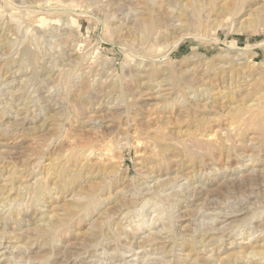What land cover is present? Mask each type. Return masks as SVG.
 <instances>
[{
    "label": "rangeland",
    "instance_id": "rangeland-1",
    "mask_svg": "<svg viewBox=\"0 0 264 264\" xmlns=\"http://www.w3.org/2000/svg\"><path fill=\"white\" fill-rule=\"evenodd\" d=\"M257 88L264 0H0V264H264V128L227 101Z\"/></svg>",
    "mask_w": 264,
    "mask_h": 264
},
{
    "label": "bare ground",
    "instance_id": "bare-ground-1",
    "mask_svg": "<svg viewBox=\"0 0 264 264\" xmlns=\"http://www.w3.org/2000/svg\"><path fill=\"white\" fill-rule=\"evenodd\" d=\"M195 1V0H194ZM178 18H179V16H177ZM176 17V18H177ZM263 18V16L262 15H257L256 16V20H261ZM180 19V18H179ZM178 19V20H179ZM177 21V20H176ZM180 21V20H179ZM184 23V22H183ZM7 51V50H6ZM72 53V52H71ZM70 53V54H71ZM26 54V56L27 57H29V58H32V56L30 55V53L29 52H26L25 53ZM250 54V53H249ZM24 56V55H23ZM25 56V57H26ZM247 56H248V54H247ZM77 57H80V56H77ZM236 57V56H235ZM234 57V58H235ZM23 59V58H22ZM33 59V58H32ZM66 59V58H65ZM74 59H75V57H74ZM78 59V58H77ZM229 59V58H228ZM246 58H245V56H244V53H243V56H242V54H240V56H238L237 57V59L235 58V59H233V57H232V59L231 60H229V62H228V60H226L227 61V63H229V65H231V68H230V70H229V68H228V70L229 71H232L233 70V68L234 69H236V68H240V66H238L239 64H241L242 63V61L240 62V60H245ZM252 59V56H250V60ZM26 60V59H25ZM28 60H30V59H28ZM13 62V61H12ZM4 63V62H3ZM73 63V62H72ZM8 65H9V63H8ZM220 65V64H219ZM4 66H6V65H4ZM224 66V65H223ZM228 67V66H227ZM230 67V66H229ZM3 68V67H2ZM6 68V67H5ZM226 70V69H225ZM227 70V71H228ZM171 71V70H170ZM239 71H241V70H239ZM169 72V71H168ZM238 72V71H237ZM179 73V72H178ZM219 73V72H218ZM236 73V72H235ZM167 74V73H166ZM169 74H170V72H169ZM172 74H173V70H172ZM171 74V75H172ZM222 74V76H223V73H221ZM220 74V75H221ZM230 74V73H229ZM229 74H227V75H229ZM234 74V73H233ZM170 75V76H171ZM226 75V74H225ZM235 75V79H237V80H235V81H238V77L236 76V75H238V74H234ZM240 75V74H239ZM241 75H242V73H241ZM240 75V76H241ZM33 76V75H32ZM32 76H31V78H32ZM232 77L233 75L232 74H230L229 75V77ZM258 76H260V75H258ZM228 77V78H229ZM237 77V78H236ZM241 77H243V79L241 80V82L242 81H247V80H249V79H246L245 77H247L246 75L245 76H241ZM249 77V76H248ZM152 78V77H151ZM173 78V77H172ZM171 78V79H172ZM182 78V77H181ZM224 78V77H223ZM175 79V78H174ZM173 79V80H174ZM177 79V78H176ZM39 80V79H38ZM186 80V79H185ZM229 80H230V78H229ZM233 80V79H232ZM175 81V80H174ZM222 81L224 82V79H222ZM249 81H251V80H249ZM178 82V81H177ZM231 82V81H230ZM229 82V83H230ZM248 82V81H247ZM175 83V82H174ZM179 83H180V80H179ZM228 83V84H229ZM240 83V82H239ZM250 83V82H249ZM181 84V83H180ZM189 84V83H188ZM227 84V85H228ZM232 84H233V82H232ZM235 84L237 85V82H235ZM179 85V84H178ZM187 85V84H186ZM176 86V85H175ZM193 86V85H192ZM232 86H234V85H232ZM188 87V86H187ZM191 87V86H190ZM190 87H189V90H190ZM194 88H196L195 86H194ZM202 88H205V86L204 87H202ZM210 88V87H209ZM227 88H230V87H227ZM232 88V87H231ZM234 88V87H233ZM171 89V88H170ZM187 89V88H186ZM197 89V88H196ZM211 89V88H210ZM258 89V88H257ZM256 89V90H257ZM193 90H195V89H192L190 92H192ZM203 90V89H202ZM204 90H207V88L206 89H204ZM232 90V89H231ZM260 89H258V91H259ZM173 91V90H172ZM181 91H183V90H181ZM196 91V90H195ZM198 91H199V89H198ZM193 92L194 93V95H192V96H189V95H184L183 96V101L185 102V104L187 105H190L191 103L192 104H194V103H198L197 101H199V100H202V99H211V102H215V100L217 99L215 96H213L212 94H210L209 92L211 91H209L208 92V90H207V92L205 93V94H203V93H201L200 94V92ZM233 91V90H232ZM253 92V90H250L249 91V93L250 92ZM262 90H260V92H258V97L257 98H255V100L256 99H260L261 98V100H258V101H255L254 102V100L252 101V102H247V101H245V97H244V95H242V97L241 98H237V95L239 94V93H237V95L235 96V95H233L234 94V92H230V91H228L229 93H228V95H227V101H229L230 103L231 102H233L234 103V101L235 102H237L236 103V112L234 111V113L236 114L237 113V115H240V114H242L243 115V113L244 112H249L250 113V115L252 116V121H254L255 122V124L256 125H258V126H261V128L263 129L264 128V100H262V98H264V90L261 92ZM184 92V91H183ZM203 92V91H202ZM166 93V92H165ZM168 93H169V91H168ZM171 93V92H170ZM231 93V94H230ZM245 93H246V91H245ZM245 93H243V94H245ZM248 93V92H247ZM257 93V92H256ZM184 94V93H183ZM78 95V94H77ZM81 95V94H80ZM118 95V94H117ZM167 95V94H166ZM82 96L84 97L85 95H83L82 94ZM239 96V95H238ZM44 97V96H43ZM175 97V96H174ZM180 97V96H179ZM181 97H182V95H181ZM222 97L224 98V96L221 94V96L219 97V98H221L222 99ZM252 98V97H251ZM117 99V98H116ZM225 99H226V96H225ZM225 99H224V101H225ZM254 99V98H253ZM79 100H80V98H79ZM248 100H249V98H248ZM223 101V100H222ZM47 102V101H46ZM228 102V103H229ZM216 103V102H215ZM218 103V102H217ZM220 104H221V102H219ZM226 103V102H225ZM229 103V104H230ZM211 105V104H210ZM222 105V104H221ZM227 105V104H226ZM10 106V105H9ZM193 106V105H192ZM197 106V105H196ZM19 107V106H18ZM227 107V106H226ZM235 107V106H234ZM222 108V107H221ZM192 110V109H191ZM232 110H234V109H232ZM18 111V110H17ZM248 113V114H249ZM249 115V116H250ZM249 118V119H250ZM45 120V119H44ZM250 123H251V120L249 121ZM260 129V128H259ZM264 131V130H263ZM264 146V145H263ZM89 169H91V168H89ZM80 170H82V169H80ZM111 170V169H110ZM195 170V169H194ZM86 171L87 170H85V173H86ZM91 171V170H90ZM89 170L87 171V175H88V173H93V171H91L90 172ZM99 171V170H98ZM192 171V170H191ZM32 172V171H31ZM76 172H78L77 170H76ZM150 172V171H149ZM100 173H103V171L101 170V171H99V174ZM194 173V172H193ZM98 174V175H99ZM106 174H108V173H106ZM9 175V174H8ZM79 175V174H78ZM93 175H96V171H95V173L93 174ZM55 176L56 175H54V177L53 178H55ZM92 176V175H91ZM100 176H101V174H100ZM99 176V177H100ZM193 176V175H192ZM102 178V177H101ZM104 178H106V177H104ZM103 178V179H104ZM120 178V177H119ZM124 178V177H123ZM188 178V177H187ZM191 178V177H190ZM147 178H146V176H145V179H144V181H141L140 183H142V182H145V180H146ZM106 180V179H105ZM56 181V180H55ZM55 181H53V183L55 182ZM109 182V181H108ZM107 182V183H108ZM62 183V182H61ZM106 183V182H105ZM104 183V184H105ZM106 183V184H107ZM176 183V182H175ZM63 184V183H62ZM104 184H102V186L104 185ZM110 184V183H109ZM167 184H169V182H163V181H160V180H157V181H154V183L152 184V185H148V187H144L143 186V190H145L146 192H145V194H143L142 195V198H140L141 199V201L144 199L146 202H148L146 199H150V197H151V195H153V193H155L156 191H158V188L160 187V186H167ZM56 185V184H55ZM146 185V184H145ZM191 185V184H190ZM189 185V186H190ZM99 186H101V185H99ZM193 186V185H192ZM26 187V186H25ZM178 187V186H177ZM181 187V186H180ZM191 187V186H190ZM194 187V186H193ZM28 188V187H27ZM41 188V187H40ZM102 188V187H101ZM100 188V189H101ZM21 189V188H20ZM24 189V188H23ZM100 189L98 190V191H100ZM171 189V188H170ZM7 190H9V189H7ZM150 190V191H149ZM46 191V190H45ZM45 191H43V188L41 189V190H38L37 191V193H36V200H34V201H37L38 203H40L41 204V202H44L45 200H46V198H45V196L44 195H46L47 194V191H46V193L44 194L43 192H45ZM97 191V190H96ZM97 191V192H98ZM139 191V190H138ZM17 192V191H16ZM35 192V191H34ZM133 192H135V190L133 191ZM142 192V191H141ZM184 192V191H183ZM19 193V192H18ZM132 193V192H131ZM158 193V192H157ZM168 193V192H167ZM4 194V193H3ZM135 193H132V194H129V195H127L126 197L127 198H121V199H123L124 200V202H127V203H129V204H131L132 206H134V205H136V202L139 204L141 201L140 200H138V198H136L135 197V195H134ZM149 195V196H147V195ZM18 195V194H17ZM95 195V190H92V191H89L88 189H87V191L84 193V194H78L77 192H76V199L74 200V198H73V200H71V201H73V202H69V204H71V206H70V208H77V209H81L82 207V205H83V202H84V199H90V198H92V196H94ZM125 195V194H124ZM140 195V194H139ZM138 195V196H139ZM146 195V196H145ZM4 196V195H3ZM12 196V195H11ZM21 196V195H20ZM96 196V195H95ZM54 197V196H53ZM48 198V197H47ZM192 198V197H191ZM2 199H4V198H2ZM94 200V199H93ZM92 200V201H93ZM4 201V200H3ZM12 201V200H11ZM94 202V201H93ZM150 203V202H149ZM68 204V205H69ZM92 203H90L89 205H91ZM141 204H143V203H141ZM35 205V204H34ZM37 205V204H36ZM157 207V206H156ZM86 208V207H85ZM84 208V209H85ZM140 208V207H139ZM130 210V209H129ZM39 213V212H38ZM125 214H126V212H124ZM62 215V214H61ZM228 215V214H227ZM46 216V215H45ZM53 216V217H52ZM52 216H49V217H47V220H45L46 222V224H43V223H39L40 225L39 226H41L40 228L38 227V230H40L41 232H43L44 234H46L47 235V238L49 237V238H51L52 236H53V234H54V230L58 227V226H61V225H59V221L61 220V218H58L59 220H57V219H55V217H54V215H52ZM64 216V215H63ZM253 216V215H252ZM5 217V216H4ZM65 218V217H64ZM164 220V219H163ZM63 221V220H62ZM65 221V220H64ZM208 221V220H207ZM157 222V221H156ZM159 222V221H158ZM206 222V221H205ZM243 222V221H242ZM63 223V222H62ZM136 225H138V223L136 224ZM150 225H152V224H150ZM164 225V224H163ZM199 225V224H198ZM97 226V225H96ZM163 227V226H162ZM224 227V226H223ZM222 227V228H223ZM165 228V227H164ZM217 228V227H216ZM96 229V228H95ZM103 229V228H102ZM207 230H209L208 228H206ZM211 229V228H210ZM213 229V228H212ZM218 229H219V227H218ZM225 230V229H224ZM111 231V230H110ZM205 231V230H204ZM216 231V230H215ZM39 232V231H38ZM107 233H108V231H106ZM132 232V231H131ZM164 232V231H163ZM213 232H214V230H213ZM219 232V231H218ZM104 233V232H103ZM210 233H212V231L210 230ZM218 234L219 235V233H217V232H214L213 234ZM109 234V233H108ZM117 234V233H116ZM165 234H167V233H165ZM207 234V231L206 232H203L202 231V233H201V239H203V237H205V235ZM104 235H105V233H104ZM107 235V234H106ZM105 235V237H107ZM114 235V234H113ZM112 235V236H113ZM175 235V234H174ZM200 235V234H199ZM210 235V234H209ZM209 235H207V236H209ZM248 235V234H247ZM252 235H254V234H252ZM44 236V235H43ZM127 236V235H126ZM139 236V235H138ZM166 236L167 235H165V236H162V233H161V228L160 229H158V230H156V231H151V229L150 230H147V231H145V233L141 236H139V241H137L138 243H147V242H151L153 239H157V238H159V239H161L163 242H166V240L168 241V239L166 238ZM110 237H111V235H110ZM170 237H172V235L170 236ZM216 237V235H210L209 236V238H210V240L211 241H213V240H217V237ZM220 237V236H219ZM107 238H109V237H107ZM107 238H105V239H107ZM114 238V237H113ZM207 238V237H206ZM132 239V238H131ZM191 240H193V238H190ZM189 238H187V239H182L181 240V242H183V241H191ZM208 239V238H207ZM171 241H173L172 239H171ZM170 240H169V242H171ZM202 241V240H201ZM106 242H108V241H106ZM112 242V241H111ZM127 242V241H126ZM108 243H110V242H108ZM175 243H176V241H175ZM193 243V242H192ZM212 243V242H211ZM104 244H105V242H104ZM170 244V243H169ZM189 244H190V242H189ZM201 245H202V243H200ZM262 244V243H261ZM260 244V245H261ZM92 245V244H91ZM141 245V244H140ZM173 245H174V242H173ZM109 246V245H108ZM107 246V247H108ZM139 247V246H138ZM170 247H172V246H170ZM192 247V246H191ZM262 248H259L258 250H256L255 249V251H254V253H255V255L256 254H260V253H262V252H264V250H263V246H261ZM106 248V247H105ZM109 249V248H108ZM170 249V248H169ZM172 250H174V246H173V248H172ZM237 250V249H236ZM113 251V250H112ZM169 251H171V250H169ZM253 251V250H252ZM250 252V253H253V252ZM242 254V253H241ZM249 254V253H248ZM244 255V254H243ZM167 256V255H166ZM208 256V255H207ZM247 256V255H246ZM251 256V255H250ZM164 257V256H163ZM249 257V256H248ZM157 258V257H156ZM144 259V258H143ZM179 259H180V261L181 262H188V263H186V264H197V263H195V262H197L194 258L192 259V260H190L189 259V257L187 258L186 256H180L179 257ZM247 260V259H246ZM163 261V260H162ZM167 261H169V259H167ZM179 261V262H180ZM164 262V261H163ZM104 264V263H103ZM151 264V263H150ZM169 264V263H168ZM199 264V263H198Z\"/></svg>",
    "mask_w": 264,
    "mask_h": 264
}]
</instances>
